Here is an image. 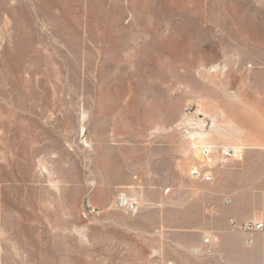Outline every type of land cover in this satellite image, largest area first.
I'll return each instance as SVG.
<instances>
[{"label":"rangeland","instance_id":"1","mask_svg":"<svg viewBox=\"0 0 264 264\" xmlns=\"http://www.w3.org/2000/svg\"><path fill=\"white\" fill-rule=\"evenodd\" d=\"M260 221L264 0H0V264H264Z\"/></svg>","mask_w":264,"mask_h":264},{"label":"built area","instance_id":"2","mask_svg":"<svg viewBox=\"0 0 264 264\" xmlns=\"http://www.w3.org/2000/svg\"><path fill=\"white\" fill-rule=\"evenodd\" d=\"M225 155L231 158H238L239 156L238 152L235 150H226ZM207 179H210V177H207ZM252 229H254V231L260 232L264 241V221L256 222L252 226Z\"/></svg>","mask_w":264,"mask_h":264}]
</instances>
